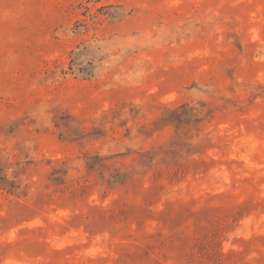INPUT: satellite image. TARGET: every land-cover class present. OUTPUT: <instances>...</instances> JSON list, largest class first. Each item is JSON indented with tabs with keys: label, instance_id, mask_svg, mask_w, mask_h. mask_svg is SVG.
Returning <instances> with one entry per match:
<instances>
[{
	"label": "rangeland",
	"instance_id": "obj_1",
	"mask_svg": "<svg viewBox=\"0 0 264 264\" xmlns=\"http://www.w3.org/2000/svg\"><path fill=\"white\" fill-rule=\"evenodd\" d=\"M0 168V264H264V0H0Z\"/></svg>",
	"mask_w": 264,
	"mask_h": 264
},
{
	"label": "trees",
	"instance_id": "obj_2",
	"mask_svg": "<svg viewBox=\"0 0 264 264\" xmlns=\"http://www.w3.org/2000/svg\"><path fill=\"white\" fill-rule=\"evenodd\" d=\"M71 73H74V69L70 70ZM80 72V71H79ZM82 75H84L85 78H91L90 72H84ZM164 117L160 118L159 120H163ZM1 173V168H0ZM0 187L2 189H7L9 191L13 190L15 188L13 181H8L6 178H3L0 174Z\"/></svg>",
	"mask_w": 264,
	"mask_h": 264
}]
</instances>
